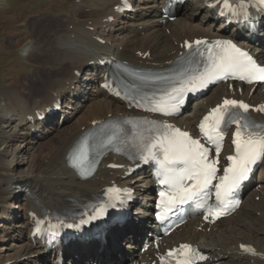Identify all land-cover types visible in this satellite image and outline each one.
Returning a JSON list of instances; mask_svg holds the SVG:
<instances>
[{"label":"bare ground","instance_id":"obj_1","mask_svg":"<svg viewBox=\"0 0 264 264\" xmlns=\"http://www.w3.org/2000/svg\"><path fill=\"white\" fill-rule=\"evenodd\" d=\"M70 1L71 9L64 16L56 19L42 16L30 21L33 29L25 58L33 64L34 70L22 80L21 87L6 86L0 94V146L3 149L0 152V207L3 208L0 228L6 220L11 221L10 226L7 225L11 229L8 238L0 237V264H60V256L75 264H103L101 251L122 253L120 244L123 242L132 247L137 239L140 244L148 233L155 232L156 224L149 220L154 188L148 167L127 175L126 171L134 163L108 153L91 178L80 180L66 164L70 148L94 121L138 113L100 85L106 80L107 58L115 57L139 66H168L183 51L185 39L210 35L237 41L264 63L263 16L250 22L240 19L216 22L214 10L208 5L212 0H187L177 7L178 16L171 23L162 17L165 0H130L133 11L123 13L114 10L120 0ZM140 2L145 5L140 6ZM116 15L118 23L108 28L109 17ZM52 20L54 22L50 23ZM100 39H104V43ZM84 67H87L85 72ZM222 96L255 105L264 102V84L254 88L240 83H234L231 88L225 84L215 85L189 104L183 115L170 120L192 130L202 113ZM58 99L63 100V107L72 109L64 116L66 121L81 111L85 103H90L70 128L52 120L57 112L46 114L51 126L46 127L48 135H44L43 124L35 121L36 116L52 109ZM255 114L264 119V111L257 110ZM54 132L58 137L61 135L58 141H41L56 135L52 134ZM42 148L48 151L43 152ZM25 153L28 156L20 158ZM110 163L122 164V167L112 169L108 167ZM24 166L27 168L23 169ZM112 181L133 186L138 195L137 209L132 211L128 202L131 214L123 222H106L96 232L85 233L87 239L84 240L77 239L81 235L73 234L74 239L60 240L50 252L42 249L39 240L32 239L31 212L71 209L95 197ZM243 194H249L240 206L244 213L239 210L213 225L204 223L200 216L192 217L172 234L158 236L148 247L131 255L125 264H158L159 251L178 242L205 248L207 263L202 264H264V221L258 223L253 216L256 210L264 216V160L260 173L248 181ZM12 199L16 205L12 204Z\"/></svg>","mask_w":264,"mask_h":264},{"label":"snow or ice","instance_id":"obj_2","mask_svg":"<svg viewBox=\"0 0 264 264\" xmlns=\"http://www.w3.org/2000/svg\"><path fill=\"white\" fill-rule=\"evenodd\" d=\"M217 3L222 5L221 15L231 13L245 17H247L250 7L264 6V0H255V2L253 0H217ZM261 10H264V7ZM194 43L200 45L208 42L197 40ZM185 46L192 47L187 41ZM230 73H236L239 79L248 80L249 82L252 80H264V67L257 66L247 52L238 48L229 40L213 41L208 44V63L205 71L189 76L179 86L170 88L164 94L168 103L164 106L152 108V110L165 111V108H170L172 112L178 111L179 106L184 103L183 97L186 92L204 87L209 79L221 78ZM249 107L243 101L224 99L222 104L212 108L199 124L201 133L212 143L217 155L221 150L224 127L228 124L237 125V130L233 134L234 139L232 140L235 145V154L227 157L230 163L223 170L224 175L219 177V183L215 185L217 200H222L223 196L230 193L239 181L244 178L251 165L261 157H264V134L254 131L245 133V130L255 126L251 125L237 111L243 110L246 113ZM258 110L264 111V106ZM164 127L171 128L168 125ZM144 148L147 152L146 156L141 157L144 160L149 158L157 159L158 154L160 152L163 153V159L158 160V163L163 169V174L166 178L161 180V183L172 185V191L169 194L161 192L160 195L163 198L161 202L169 206L192 199L197 193L206 189L213 179L216 178V164L218 161H210L208 149L199 140L192 139L187 132L172 129L171 135L165 133L160 139L152 144L145 145ZM79 155L82 159L84 156L83 146H81ZM177 165H183V167L178 175H174L172 173ZM185 180L188 181L187 184H185ZM105 210V206L100 205L94 209L95 214L90 219L103 216ZM210 214L222 215L223 213L210 212ZM81 223H87V221L82 220ZM181 249L191 251V246L181 245ZM246 250L252 251L250 248ZM181 264H191V261L190 259H185Z\"/></svg>","mask_w":264,"mask_h":264},{"label":"rangeland","instance_id":"obj_3","mask_svg":"<svg viewBox=\"0 0 264 264\" xmlns=\"http://www.w3.org/2000/svg\"><path fill=\"white\" fill-rule=\"evenodd\" d=\"M71 4L72 3L70 0H0V94L3 92L6 86L21 87L24 79L27 78L34 70L33 64L25 58L27 52L26 48L28 45V40L30 39L31 31L33 29V27H31L30 25V21L33 20L34 18H39L42 16H46L49 19H56L60 16H64V13H67L71 9ZM144 5L145 3L140 2V6L143 7ZM117 20H118V16L117 15L113 16V19L110 20L111 24L109 23L108 28L111 29L114 26H116V23H118ZM53 22L54 21L52 20L50 23ZM168 22L173 23V21L171 20H168ZM119 24L122 25V23ZM28 26H30V28ZM166 32L169 33L168 30ZM119 36L122 35L119 34ZM68 67L72 69L73 65H70ZM86 68L87 67H84L82 69L83 72L86 71ZM83 72L80 73L82 74V76H83ZM89 103L90 101L85 103L83 109L87 108V105ZM83 109L81 111L75 112L66 121V119H64V116L66 114H70L72 109L63 107L62 111H60L57 115L53 116L52 120L58 122L59 125L70 128L77 120V118L82 114V112L84 111ZM59 116L61 118H59ZM47 126H51L48 120L44 121L41 127L42 130H45L44 135H48V133L46 132ZM52 134H56V135H54L53 137H47L41 141H45V142L47 141L49 142V140L53 142L58 141L61 135L58 137L57 135L59 134H57L56 132ZM42 151L47 152L48 150L42 148ZM0 152H3L1 146H0ZM27 156L28 153L21 154L20 158L25 159ZM26 168L27 166L23 167V169ZM245 196L246 199L244 203L247 201L249 194H246ZM12 204L16 205L17 202L14 199H12ZM11 209H16V208H11ZM2 210L3 208L0 207V214ZM241 212L244 213L243 210H240V213ZM253 216L254 219L256 218L258 223L264 221L263 214L260 213V211L258 210H256L253 213ZM10 223H11L10 220H6L4 222V227L0 228V237L8 238L11 232V229L8 228V226H10L9 225ZM224 226H226V224ZM127 244H128L127 242H123L122 244H120V251L123 253L124 259H122V253L118 251L117 252L113 251L111 253H108L107 251H101L100 255L101 258H103V264H125L131 255L137 254L140 251V247H138L139 244L138 242L136 244L137 246L134 245L132 247H128ZM53 256L55 255L53 254ZM8 263L10 262H7L6 264ZM62 263L75 264L73 263L72 260H69L67 258H65L63 261L60 262V264ZM79 264H87V263L80 262Z\"/></svg>","mask_w":264,"mask_h":264}]
</instances>
